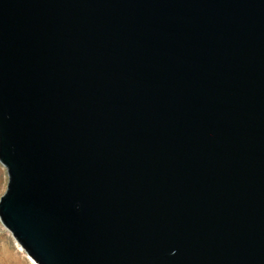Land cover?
Returning <instances> with one entry per match:
<instances>
[{"label": "water", "instance_id": "water-1", "mask_svg": "<svg viewBox=\"0 0 264 264\" xmlns=\"http://www.w3.org/2000/svg\"><path fill=\"white\" fill-rule=\"evenodd\" d=\"M0 163L35 264H264V0H0Z\"/></svg>", "mask_w": 264, "mask_h": 264}, {"label": "rangeland", "instance_id": "rangeland-1", "mask_svg": "<svg viewBox=\"0 0 264 264\" xmlns=\"http://www.w3.org/2000/svg\"><path fill=\"white\" fill-rule=\"evenodd\" d=\"M8 184L6 169L0 163V198L4 195ZM0 264H35L25 253L11 233L0 222Z\"/></svg>", "mask_w": 264, "mask_h": 264}]
</instances>
